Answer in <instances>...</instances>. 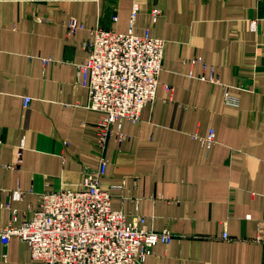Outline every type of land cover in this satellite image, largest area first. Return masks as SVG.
I'll return each instance as SVG.
<instances>
[{"label":"crops","instance_id":"1","mask_svg":"<svg viewBox=\"0 0 264 264\" xmlns=\"http://www.w3.org/2000/svg\"><path fill=\"white\" fill-rule=\"evenodd\" d=\"M134 5L135 33L167 42L157 99L102 151L77 65L96 28L129 31ZM73 20L83 28L70 34ZM212 74L221 85L203 81ZM102 158L101 188L124 185L113 209L174 235L144 264H264V0H0V231L31 219L45 193L80 189ZM30 259L26 242L0 244V264Z\"/></svg>","mask_w":264,"mask_h":264},{"label":"built area","instance_id":"2","mask_svg":"<svg viewBox=\"0 0 264 264\" xmlns=\"http://www.w3.org/2000/svg\"><path fill=\"white\" fill-rule=\"evenodd\" d=\"M139 11V5H134L131 27L126 33L96 28L92 39L85 43L89 53L87 63L77 65L79 79L89 91L88 108L100 114L97 131L102 151L113 135L120 143L129 140L123 131L124 123H141L145 108L157 99L167 42L152 37L150 31L142 36L135 33ZM151 14L156 23L162 11L155 8ZM113 21L117 22L118 17H113ZM82 28L76 20L69 24L70 34ZM50 62L51 59H44V63ZM201 62L200 58L192 61ZM202 79L221 85L214 74ZM166 89L171 91V87ZM224 91L227 103L238 106L229 87H224ZM31 101L30 97H24L25 109ZM200 140L211 149L216 142L215 131L211 129ZM16 158L15 166L21 162L22 151ZM107 166L108 162L102 158L99 168L86 174L80 189L42 195L31 219L19 225L10 223L0 231L1 246L6 249L14 237L26 242L31 254L26 264H144L159 243L170 244L174 235L167 230H149L143 217L131 223L124 212L113 209V192L123 191L124 185L108 191L101 188ZM24 196L20 190L11 193L16 201ZM9 208L0 202V209ZM12 219L16 222L15 216ZM222 238L228 239V233H223ZM260 239L264 241V236Z\"/></svg>","mask_w":264,"mask_h":264},{"label":"rangeland","instance_id":"3","mask_svg":"<svg viewBox=\"0 0 264 264\" xmlns=\"http://www.w3.org/2000/svg\"><path fill=\"white\" fill-rule=\"evenodd\" d=\"M155 9V8H154Z\"/></svg>","mask_w":264,"mask_h":264}]
</instances>
